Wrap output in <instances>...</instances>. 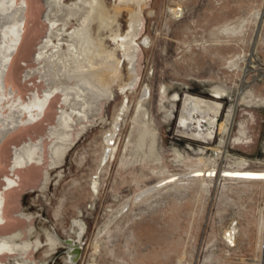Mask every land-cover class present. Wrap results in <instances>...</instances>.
I'll list each match as a JSON object with an SVG mask.
<instances>
[{"label": "rangeland", "instance_id": "rangeland-1", "mask_svg": "<svg viewBox=\"0 0 264 264\" xmlns=\"http://www.w3.org/2000/svg\"><path fill=\"white\" fill-rule=\"evenodd\" d=\"M135 8L129 62L117 44ZM101 13L95 41L120 78L101 110L81 108L96 121L66 153L39 264H262L264 181L222 173L264 172V0H102Z\"/></svg>", "mask_w": 264, "mask_h": 264}, {"label": "water", "instance_id": "water-1", "mask_svg": "<svg viewBox=\"0 0 264 264\" xmlns=\"http://www.w3.org/2000/svg\"><path fill=\"white\" fill-rule=\"evenodd\" d=\"M102 0H0V264H39Z\"/></svg>", "mask_w": 264, "mask_h": 264}, {"label": "bare ground", "instance_id": "bare-ground-1", "mask_svg": "<svg viewBox=\"0 0 264 264\" xmlns=\"http://www.w3.org/2000/svg\"><path fill=\"white\" fill-rule=\"evenodd\" d=\"M100 20L101 21H100V24L98 26L99 29L100 28H107L108 26H110L109 23H106L104 21V16L102 13L100 15ZM139 23H140L139 22V13H138V11H136V8H135L130 15V30L128 29L129 31L121 38V41L119 39L120 43L117 44L118 45L117 47H119L123 51V55L126 57V59L129 62H132V60H134L133 59L134 49H135V41H134L135 39L134 38H135L136 34L137 35L139 34V33H137L139 31L138 27H140ZM117 35H118V31H117ZM109 49H111V48H109ZM118 58L115 56L114 49L108 50L107 48L102 47L101 41H95L94 42V46H93V50H92V54H91V58H90V62H89L84 86H83L85 88L82 89V93H81V97H80V101H79V105H78L73 129H72V133H71V137H70V141H69V145H68V149L70 148L71 144L75 141V139H77L79 134L86 128V125H91L92 123H94L96 121L95 117L90 118V119L89 118L83 119V117H82L83 112H82L81 108L92 109V107H94V109L97 111L101 110L103 108L105 100L109 98V96L112 92L111 91L112 84L118 83V80L120 78V73H121L119 71L121 60H119ZM133 78H135V76ZM133 81H134V79H133ZM212 94L215 95L216 97L219 95V93L216 91V89L212 90ZM188 101H189V103H192L191 104L192 106H196L204 116L209 117L210 120L217 117V114L219 112V107H220V105L217 102L210 101V100L203 99V98H199V97H195V96H188ZM230 116H231V114L228 113L227 119H229ZM226 124L227 123L221 122L219 124V128L225 129ZM143 138H144V135L142 134V136L140 137V140H142ZM68 149H67V151H68ZM216 151H217V149H216ZM238 165H240V164H238ZM211 167L212 168H210V170H208V173H207V170L201 171L200 169H198L197 171H194L193 173H198V174H194V176H196V177L197 176L198 177L199 176L200 177H206V176L211 177L212 176L211 171L214 170V166L211 165ZM222 176L223 177H229V178L264 181V172L263 171L259 172L258 170L257 171H249L247 169L246 170L237 169V170H231V171L223 172ZM263 216H264V212H263ZM71 256H73V255H71ZM262 264H264V261L262 262Z\"/></svg>", "mask_w": 264, "mask_h": 264}]
</instances>
